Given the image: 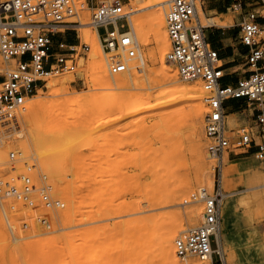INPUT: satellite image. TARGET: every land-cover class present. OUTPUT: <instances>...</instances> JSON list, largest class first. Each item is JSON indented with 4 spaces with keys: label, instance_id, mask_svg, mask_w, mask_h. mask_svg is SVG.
I'll return each mask as SVG.
<instances>
[{
    "label": "rangeland",
    "instance_id": "1",
    "mask_svg": "<svg viewBox=\"0 0 264 264\" xmlns=\"http://www.w3.org/2000/svg\"><path fill=\"white\" fill-rule=\"evenodd\" d=\"M75 1L83 7L79 10L78 17L73 20L87 24L79 25L77 31L69 32L66 37L70 39L67 40L72 43L80 39L91 42L90 22L93 8L96 7L91 1L96 0ZM99 1L111 3L113 0ZM144 1L148 0H141L140 3L138 0H121L124 11L130 13L145 5ZM150 10L154 9H142L136 12H139L138 14H133L145 32L148 31ZM165 12L166 10L164 14ZM204 13L205 17L201 24L208 27L211 25L208 22L211 15L205 10ZM113 29V25L103 26L99 29V33L105 34ZM260 38H264V31ZM137 41L140 45L139 56L141 52L146 54L148 68L143 73L145 77L137 78L136 84L131 88L112 90V95L105 97L111 90L107 91L105 86L98 85L97 74L91 71L80 70L76 76L67 73L51 77L47 80V87L37 96L46 102V109L53 103L62 104L61 111L54 114L57 116L39 115L41 119L38 116L33 122L38 118L39 121H36L37 123L31 121L32 125L28 126L24 115L16 126L0 125V156L3 154L4 160H9L11 152L20 154L23 159V163L18 162L20 171H24L25 162L36 164L37 169L32 171L34 176L38 178L41 174L46 175L52 186L53 196L65 204L64 208L56 211H41L52 214L54 219L52 230L41 228L24 231L17 223L22 215L9 213L4 201L0 199V214L3 216V223H0V264H65L66 262L68 264H139L144 260L142 253H149L148 229L178 227L177 236L181 232H187L189 226L187 211L196 207L203 212L201 201L190 202L192 195L202 188L213 192L219 180L226 195L224 203L225 200H229L232 204V219L227 223L223 217V224L227 225L223 232L227 260L232 264H264V181L259 177V173L264 174V163L256 157L254 146L246 154L242 153L243 150L235 148H231L225 154L229 159L223 170V177L226 174L223 178L219 161L206 155L209 140L204 131L207 107L203 100L206 108L202 120L201 144L208 163L205 169L206 183L203 186H195L190 194L184 195L182 191L188 179L195 181L198 175V166L192 151L194 133L190 125L189 108L185 103L177 101L172 105L168 104L169 106L163 105L164 107L156 109L154 107V110L153 108L150 110L152 105L146 103L147 108L141 109L142 112L138 111L123 117L122 112L126 108L124 105L109 112L111 114L106 112L109 104L118 97L125 98L127 100L125 104L128 106V100L142 99L145 96L150 99L148 102L156 104L157 97L168 88V85L162 81H150L160 69L158 60L150 58L151 52L157 49V45L154 42L145 44L141 39ZM169 48L168 44L167 52ZM94 60L92 57L91 63L88 61L85 67L88 68L89 65L93 67ZM138 60L139 58H136L130 62H138ZM103 61H105L104 57ZM82 63V61L78 62L79 65ZM167 64L176 69L172 63L167 61ZM14 67L15 61L5 63L0 57L1 77ZM64 78L69 80L66 85L68 90L63 89L64 91L57 96H47L54 87L49 83ZM177 84L189 87L197 85L195 87L200 89L203 99L204 92L200 81L185 82L178 74ZM151 93L152 96H149ZM68 98L74 99L72 101L74 104H70ZM145 100L146 98L143 99L144 102ZM29 103L31 106V101ZM232 104L234 102H229V106ZM69 112L71 115L68 114ZM226 121L232 142L238 139L241 127L256 131L255 116L249 115L247 111L244 114L238 113L227 117ZM30 134L58 137L55 138L56 140L49 138L52 141L48 149L58 155V158L51 163V167L54 170L55 167L57 168L59 177H56L59 179H56L55 175L52 177L44 169L30 140ZM257 140L259 142V139ZM163 147L166 148L162 149ZM152 157L157 158L153 163ZM8 160L0 165L2 172L0 180L8 179L12 174ZM141 163L146 165L143 166ZM60 167L62 171H58ZM211 180L214 183L212 188L208 185ZM70 198H74V201ZM139 201L141 204L138 203ZM70 205L73 209L75 207L74 211H77V214L73 213L66 223L64 213L69 210ZM150 215L152 219L148 218ZM142 223H145L144 227ZM201 223L202 221L200 225ZM115 224L119 226L121 224V227L116 228ZM53 231L55 233H52ZM66 233L70 236L67 244L52 243L53 245L48 247H41L38 244L41 240L51 238L53 234L63 236ZM115 244L118 247L114 246ZM70 250H73L70 257L64 258ZM154 250L147 260L145 259V263L163 264L156 243ZM215 258L218 262V257ZM194 261L198 260L190 259L187 262L180 259L181 264H194Z\"/></svg>",
    "mask_w": 264,
    "mask_h": 264
},
{
    "label": "built area",
    "instance_id": "2",
    "mask_svg": "<svg viewBox=\"0 0 264 264\" xmlns=\"http://www.w3.org/2000/svg\"><path fill=\"white\" fill-rule=\"evenodd\" d=\"M249 1L255 4L242 23L241 42L249 48L247 63L253 70L236 86L220 85L223 74L218 52L206 37V27L196 19L198 5L202 7L203 1L171 0L165 12L170 45L166 59L176 67L181 80L201 82L207 107V151L218 161L231 148L246 154L254 146L256 157L264 163V38H260L264 28L259 22L264 18V0ZM82 7L75 0H0V57L5 63L15 61L14 69L2 75L0 81V125H18L31 99L44 91L51 77L67 73L76 76L80 70L89 72L85 65L91 61L92 44L82 39L72 43L64 38L82 25L73 20ZM241 9L242 3L236 2L233 10ZM127 16L121 0L99 1L93 8L90 27L98 36L110 76L125 73L128 62L139 58L140 45L129 32ZM111 25L113 30L99 33L101 27ZM80 61L82 65L78 64ZM231 99H245L256 112V131L241 127L235 142L231 141L226 121V102ZM22 160L16 152L9 154L12 174L0 180V199L9 213L22 215L17 221L22 230L50 231L54 219L48 211L62 209L65 204L53 196L46 175L34 176L36 164L25 162L24 171L19 170L18 162L23 163ZM223 195L220 180L213 192L202 188L192 195L190 202L199 199L203 204V219L199 227L175 238L176 254L181 260L225 264L218 238L223 223Z\"/></svg>",
    "mask_w": 264,
    "mask_h": 264
},
{
    "label": "bare ground",
    "instance_id": "3",
    "mask_svg": "<svg viewBox=\"0 0 264 264\" xmlns=\"http://www.w3.org/2000/svg\"><path fill=\"white\" fill-rule=\"evenodd\" d=\"M140 1L141 0H138V3H140ZM170 1L171 0H148L147 2L144 1L146 3L145 5L143 4V6H141V7L139 5H137L140 8H136V9L132 10L131 13L127 12L128 13L127 19H128L129 26H130L129 32L131 33L133 38L135 40L141 39V41L144 42L145 44L154 42L157 45L156 46L157 49L155 51L151 52L150 58L155 60V61L158 60V62L160 63V69H158L159 71L157 72L155 77L150 79V81H162V82H164L165 84L168 85V88H166V90L164 91L163 94L160 93L162 95L157 97V101H156L157 103L156 104L153 103L155 106L152 103L148 102L149 98H147L146 96H145V98H146L145 102L143 101V99H145V98L137 99V100H131V101L128 100L129 106L127 104H125L127 102V100L125 98H119L118 97L117 99H115V101H113L112 103L109 104L110 106L107 107L108 109H107L106 112L107 113L113 112L114 110H117L120 107V105H124V107H126V108L122 112V117H123V116H126V115H129V114H132V113L140 111L141 109L146 107L145 106L146 103L152 105L151 108L148 105V109L150 108V110L152 108L154 110V107H155V109L158 108V107L161 108V106H163V105L164 106L165 105L169 106L168 104L172 105L173 103H175L177 101H183L185 103L186 107L189 108V116H190V121H191L190 125H191L193 133H194V136L192 135L194 137V140L192 141L193 142L192 151H193V155H194V158H195V163L198 166V175H197L196 180L193 181V179L192 180L188 179L187 182L185 181L186 184L184 185L182 192H183L184 195H187V194H190V192L192 190H194L195 186H203L206 183L205 169L207 168V164L208 163H207V160H206V157H205L204 147L201 144L202 120H203V115H204V111H205L206 107L204 106L203 99H202V94H201L200 89L195 87L197 85H195L194 87H189V86H181V85L177 84L178 72L172 66L167 64V61H166V52L167 51H166V49H167V46L169 44V39H168V35H167V32H166L164 10H167V6H168ZM133 6L135 7V4ZM152 8L154 10L153 11L150 10L151 12H149L150 20L148 22V31L145 32L143 30V26L141 24L137 23V20L135 19V16H133V14L134 13L138 14L139 12L138 13H136V12L140 11V10L142 11V9H152ZM204 15H205V13H204L203 8L201 6H198L196 19L201 22V21H203V19L205 17ZM208 22H209V24L213 25V24L216 23V19H212V18L208 19ZM86 24L87 23H83L82 22V25H86ZM83 42L91 43L92 46H93L92 54H91L90 57H91V59H92V57H94L95 60H94V63H93V67H92V65H89V69H90L89 71L97 74L96 75V77H97L96 78V82L98 83V85L105 86V88L108 89L107 91L111 90V92L107 93L105 95V97H108V96L112 95L111 94V93H113L112 90H116V89H120V88H126V89L127 88H131L133 85L136 84V79L137 78L145 77L144 76L145 74H143V73H145L147 71V68H148V64L147 63L148 62L146 61V58H145L146 54L144 55L141 51H140L141 55L139 56L138 62H133V63L132 62H130V63L128 62V69H127V71L125 73L111 77L108 74L106 62L103 61L104 55H103L102 49H101V47L99 45L97 34L94 33V32L92 33L91 42H86V41H83ZM89 63H91V62H89ZM1 71H2V69L0 68V72ZM142 80H144V79H142ZM68 82H69V80H67V78H64L63 80L49 83V84H51V86H54V87H53V90L47 96H57L62 91L68 90V88H66V85H67ZM161 84L163 85V83H161ZM61 86H62V88H60ZM146 95L148 96V94H146ZM149 96H152V93ZM203 98H204V95H203ZM68 99L66 100L67 102H68ZM69 101H71L70 102V104H71L72 101H74V99H72V100L69 99ZM60 103H61V101H60ZM70 104H67V105H70ZM72 104H74V103H72ZM45 105H46V102L42 98H39V96H36L33 99H31V106H30V103L28 104V107H30V110H28L29 112L27 111V113L25 114L26 123L28 124V126L29 125L31 126L32 122H33V119H36L39 115L46 114V115H49V116H57V115H54V114H57L58 111H61L60 106L62 104H58V103L54 104L53 103V104H51V106L49 105L48 109L45 108ZM125 105H127V106H125ZM181 105H182V102H181ZM61 108L64 109L63 107H61ZM66 108H68V107H66ZM67 110H69V109H67ZM69 111L71 112L72 110L70 109ZM70 112L68 114H70ZM140 112H142V111H140ZM109 114H111V113H109ZM61 115H63V114H61ZM119 116H120V114H119ZM23 117H24V115H23ZM39 118H40V116H39ZM39 118L36 121H39ZM36 121H34V122H36ZM31 129H32V127H31ZM158 132H160V131H158ZM29 137H30L31 142L34 145V148L36 150V153H37L40 161L43 163L44 169H46L48 174H51L52 177H53V175H55V178L57 179L59 177L58 172H56L57 168L55 167L56 170L52 169L51 163L53 161H55L56 158H58L57 157L58 155L56 153H54L53 151H50L48 149V146H49V144L52 141L50 139H55V138H58V137H52V136L44 137V136L34 135V134H30ZM188 141H190V140H188ZM165 148L163 147L162 149H165ZM158 154H159V152H158ZM207 154L208 153H206V155ZM226 156L223 158L222 161H219V166H220L221 171H222V173H221L222 177H223L224 167L227 164L228 159H229ZM208 157H211V156H208ZM155 159H157V158L152 157V159H151L152 163L155 162ZM7 160L8 159L4 160V157H3V154H2L0 156V165H3L5 161L7 162ZM162 164H163V162H162ZM144 165H146V164H144ZM148 166H150V165H148ZM58 169H60L58 171H62L61 167L58 168ZM116 169H117V167L115 168V170ZM146 170H148V168H146ZM151 172H153V171H151ZM0 173H2V172H0ZM116 173L118 174V172H116ZM224 173H225V171H224ZM233 173H234V171H233ZM224 175L226 176V174H224ZM56 176H58V177H56ZM64 176H62V177H64ZM111 177L113 178L114 176L111 175ZM259 177H260L261 181H264V174L259 173ZM60 180L63 181L62 179H60ZM117 181H118V179H117ZM56 183H57V181H56ZM208 185H209L210 188H212L214 186L213 180H211L208 183ZM121 190H123L122 187H121ZM161 196H163V195H161ZM223 196L226 197L225 194ZM161 198H163V197H161ZM70 200L74 201V198H70ZM192 201L193 202H199V199H194ZM185 202L188 203L189 201L185 200ZM138 203H140V201ZM125 204L127 205L126 202H125ZM162 204H164V203H162ZM74 209H75V207H74ZM74 209H73L72 205H70L69 210H67L64 213V217H65V222L66 223L69 221V218L72 217L73 213H74V215L77 214V211L75 212ZM6 217H7V215H6ZM187 217H188V220H189V226H188L187 230L189 231V230L197 228L200 225V222L203 219V212H202L201 209L193 207L191 210L187 211ZM223 217L225 218L227 223L232 219V204H231V202L229 200H225V203L223 205ZM148 218L152 219L151 215L148 216ZM142 222H144V221L142 220ZM0 223L1 224L3 223V216L1 214H0ZM9 224H10V222H9ZM144 224H143V227H144ZM65 225H67V224H65ZM151 226L153 228L154 224L151 225ZM10 227H11V224H10ZM16 227L17 226H15V228ZM117 227L118 228L121 227V224H120V226L116 225V228ZM145 227L147 228L146 225H145ZM226 228H227V225H224L222 223L221 233L218 236L219 245H220V252H221V254L223 255V257L225 259V264H232V262H229V260H227L226 252H225L226 250H225L224 243H223V232L226 230ZM11 229H12V227H11ZM150 229L151 228L148 229V231H149L148 232L149 233L148 242L150 244L149 253L148 254L142 253V255L144 257V260H142L139 264H146L145 262H146L148 256L150 255V253H153L155 251L154 250V244L155 243L157 244V249L159 250V253H160V256H161L163 264H181L180 259L178 258L177 254H176V249H175V245H174V241H175V238L177 237V233L179 231V228L177 227V228H171V229H158V230H155L154 228L151 229V230ZM52 233H55V232L53 231ZM69 238H70L69 233H66L63 236L62 235L59 236L58 234H53L51 236V238H49L47 240H41V241L38 242V244L41 247H48L49 245H53L52 243H57V244L60 243L61 244V242H64L65 244H67V243H69V240H70ZM142 239H144V237ZM146 244H147V242H146ZM114 246H116V244ZM116 247H118V246H116ZM81 250H83V249H81ZM72 251L73 250H70L68 253H66L64 258H69L70 257V253H72ZM187 262H189V260H187ZM204 263L208 264L209 261H207V262L194 261V264H204ZM65 264H68V263L66 262ZM147 264H153V263H150V262L148 263L147 262Z\"/></svg>",
    "mask_w": 264,
    "mask_h": 264
},
{
    "label": "crops",
    "instance_id": "4",
    "mask_svg": "<svg viewBox=\"0 0 264 264\" xmlns=\"http://www.w3.org/2000/svg\"><path fill=\"white\" fill-rule=\"evenodd\" d=\"M99 0L91 1L93 6ZM236 2L242 3V9L233 10ZM203 10L216 19V23L205 28L206 37L213 49L218 52L219 65L222 70L220 85L236 86L237 83L247 78L253 70L247 63L249 48L241 42V26L246 19L247 13L253 9L255 2L249 0H203ZM264 28V18L259 19ZM69 34V33H68ZM64 36L65 39L70 37ZM2 77H0V81ZM234 102L229 106V102ZM245 107V108H244ZM255 116L254 107L247 103L245 99H231L226 102L227 117L238 113ZM255 151V150H254Z\"/></svg>",
    "mask_w": 264,
    "mask_h": 264
}]
</instances>
